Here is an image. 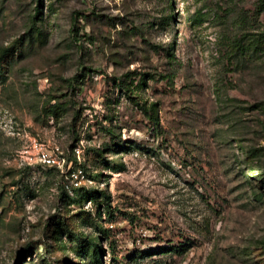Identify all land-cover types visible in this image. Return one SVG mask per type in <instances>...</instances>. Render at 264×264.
<instances>
[{
    "label": "rangeland",
    "instance_id": "rangeland-1",
    "mask_svg": "<svg viewBox=\"0 0 264 264\" xmlns=\"http://www.w3.org/2000/svg\"><path fill=\"white\" fill-rule=\"evenodd\" d=\"M95 246L264 264V0H0V264Z\"/></svg>",
    "mask_w": 264,
    "mask_h": 264
},
{
    "label": "trees",
    "instance_id": "trees-1",
    "mask_svg": "<svg viewBox=\"0 0 264 264\" xmlns=\"http://www.w3.org/2000/svg\"><path fill=\"white\" fill-rule=\"evenodd\" d=\"M142 108H144V111H146V113H148L150 111L151 112V119L155 123H159V111H158V104L157 103H152L150 109H148L147 103H144L142 105ZM102 231L105 234L107 233V229L106 228H102ZM97 251H98L97 247L95 246V249H94L93 253L91 254L92 261H93L94 264H102L100 262V258L98 257L99 252H97Z\"/></svg>",
    "mask_w": 264,
    "mask_h": 264
},
{
    "label": "built area",
    "instance_id": "built-area-1",
    "mask_svg": "<svg viewBox=\"0 0 264 264\" xmlns=\"http://www.w3.org/2000/svg\"><path fill=\"white\" fill-rule=\"evenodd\" d=\"M41 155L44 162L52 163L54 161L48 153L42 152Z\"/></svg>",
    "mask_w": 264,
    "mask_h": 264
}]
</instances>
